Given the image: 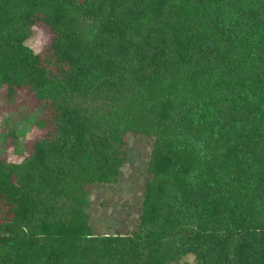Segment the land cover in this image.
Wrapping results in <instances>:
<instances>
[{"label":"trees","instance_id":"16d2710c","mask_svg":"<svg viewBox=\"0 0 264 264\" xmlns=\"http://www.w3.org/2000/svg\"><path fill=\"white\" fill-rule=\"evenodd\" d=\"M0 88L45 129L0 156V264H264V0H0ZM127 133L151 142L138 222L97 234Z\"/></svg>","mask_w":264,"mask_h":264},{"label":"rangeland","instance_id":"374dc122","mask_svg":"<svg viewBox=\"0 0 264 264\" xmlns=\"http://www.w3.org/2000/svg\"><path fill=\"white\" fill-rule=\"evenodd\" d=\"M49 41L47 29L37 24L31 28L25 45L34 53L43 54ZM37 108V103L29 92L17 90L14 97L7 101L5 89L0 88V156L3 155L8 162H19L20 152L28 147L27 143L44 134L45 129H40L35 124ZM11 132L14 133V138L9 135ZM123 140L124 161L117 182L93 183L88 188L86 212L91 228L97 234H127L138 222V205L146 178L151 142L132 133L125 134ZM20 145L22 147L17 153L16 148ZM176 264H195V261L191 255H187Z\"/></svg>","mask_w":264,"mask_h":264}]
</instances>
